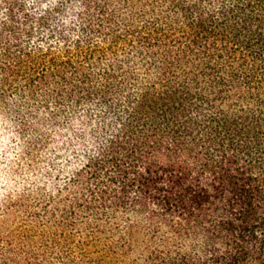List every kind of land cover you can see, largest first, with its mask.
Segmentation results:
<instances>
[{"label":"trees","instance_id":"16d2710c","mask_svg":"<svg viewBox=\"0 0 264 264\" xmlns=\"http://www.w3.org/2000/svg\"><path fill=\"white\" fill-rule=\"evenodd\" d=\"M0 264H264V0H0Z\"/></svg>","mask_w":264,"mask_h":264}]
</instances>
